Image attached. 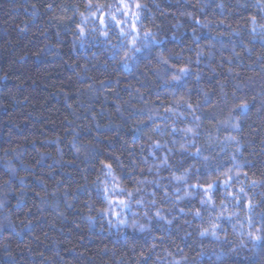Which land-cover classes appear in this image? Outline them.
I'll list each match as a JSON object with an SVG mask.
<instances>
[{"label":"trees","instance_id":"16d2710c","mask_svg":"<svg viewBox=\"0 0 264 264\" xmlns=\"http://www.w3.org/2000/svg\"><path fill=\"white\" fill-rule=\"evenodd\" d=\"M87 2L0 0V264H264V247L247 239L244 207L251 198L264 212V185L251 183L264 177V0H140V35L151 30L158 43L127 63L111 21L107 39L98 20L82 24L83 36L76 30ZM171 65L191 70L176 87L165 83ZM180 97L186 103L166 112ZM195 125L194 146L179 151L180 130ZM166 153L171 167L157 172ZM102 161L125 189L117 198L142 189L127 224L98 211L107 207ZM188 168L189 185L222 181L231 168L227 191L245 187L244 203L226 199L220 183L210 205L200 204L202 191L177 201L185 185L171 176ZM141 199H155L149 214L163 208L173 222H149ZM213 222L216 237L200 236Z\"/></svg>","mask_w":264,"mask_h":264},{"label":"snow or ice","instance_id":"6c2138e0","mask_svg":"<svg viewBox=\"0 0 264 264\" xmlns=\"http://www.w3.org/2000/svg\"><path fill=\"white\" fill-rule=\"evenodd\" d=\"M51 7V5H49ZM108 9L105 11V9ZM146 8V5L140 2V0H116L115 5L108 4L105 5L104 3H93V0H88V2L85 4V9L88 11V16H85L84 12L80 13V16L82 18L81 23H78L76 25V30L79 32L80 36L85 35V28L82 26V24L86 23L89 19H92L93 21L98 20L99 22V35L101 37H104L107 39V37L110 34V29L108 27L109 21H111L115 27L118 29V36L123 37L124 40L121 41V48L124 50V56L121 58L124 63H127L129 59H132L135 53L141 52L143 49L147 48L149 45H154L158 43L156 36L152 33L151 30H145L143 32V36L140 35V25L139 21L141 20L142 11ZM114 9V10H113ZM123 17V19L118 18ZM129 18H131V23H129ZM251 23L253 25L257 24V18L255 16L250 18ZM199 23V21H197ZM223 23V21H221ZM259 27L264 30V24H260ZM253 31H255V28H253ZM79 38V37H77ZM126 41V43H125ZM199 47V45H197ZM200 53H197V59L199 60ZM171 57L162 58L160 63L162 65H168L169 60ZM172 71L171 77L165 81L166 84H169L173 87H176L178 84H182L185 76L191 75V70L188 65L176 67V65H171L170 68H165V72ZM198 78V77H197ZM186 102L184 101V97H180L179 100L175 102V105L170 106L165 109L168 113H174V108H180L183 104ZM187 108L191 111H195L193 109V106L191 103L186 104ZM237 108H244L247 107V103H242L241 105L236 106ZM151 117H149V120ZM200 117H194V121L199 120ZM138 123H144L143 121H140ZM238 127L239 125H235ZM159 127V126H157ZM198 125H195L193 127H187L183 130H180L184 134V142L180 144L179 151L181 152H187L188 147L194 146L190 145L187 141V137L189 135L196 136L198 135L197 132ZM157 128H153L152 131L155 132ZM173 132L177 131V129L173 128ZM232 140H235V137H231ZM173 144H175V141H173ZM153 148H160L161 145L157 142L152 145ZM78 151V150H77ZM201 149L197 148L196 152L193 155H199ZM168 153L173 152V148H168ZM233 160H235V157H233ZM204 163L206 166H210V158L204 157ZM102 165V172L104 175V180L101 181L100 177H97V181L100 183H103V188L101 189V194L103 197V201L106 202L107 207L101 208L98 211H100L104 216H111L114 217L119 224H127L126 219H121V211L123 209H126L129 207V201L134 200L137 195L140 194L142 191L141 188L137 187L134 191H127L126 196L127 199L123 198H117V197H123L125 195V189L120 187L119 178L114 175L113 172V165L110 162H101ZM161 167H168V154L166 153L163 158L160 159V162L158 165H156V171L158 172ZM149 171H152V169H149ZM232 169H228L227 178L220 181L218 178L216 180H211L207 184H187V178L190 175V168L185 169L182 174L176 175L175 173L172 174L171 180L176 181L177 183L184 184L183 188V197L180 196V188H176L174 190V193L176 195V200L179 201L181 199L190 198L192 197V194L194 191H202L204 193V197L200 200V204L202 206L210 205L212 204V191L216 184L220 183L225 186V190L227 192L226 199H231L239 203H244L243 197L247 195L245 187L241 186L238 190L234 191H227V188L230 187L231 182L233 180V176L231 175ZM245 175H247L245 173ZM139 183H143L142 181H138ZM253 186H256L257 184L264 185V177L261 178L259 181H251ZM159 186V185H157ZM154 195V194H153ZM170 194L165 193V199L168 198ZM135 203L137 205H140L146 209L144 211L143 216L149 221L156 220L164 221L167 224H171L173 221L167 219V217L164 215L163 208H156L154 213L151 215L149 214V211L154 208L157 204V201L155 199H152L151 201H148L145 203L144 200H135ZM175 203V201H173ZM213 208L215 205H212ZM260 206L259 202H256L255 200L249 198L246 203H244L245 209L250 213V215L246 218V224L248 226V232H247V239L250 241L253 246H256L259 244L260 246L264 247V212L262 213H255V209ZM119 209V210H118ZM220 214L216 216L214 219L219 220L221 216L225 215V212L227 210V205L224 200L220 203ZM180 212H184V209H179ZM191 215L194 219H198L202 217L203 209L197 208L195 211H191ZM231 215H228V219H231ZM210 219H213L210 217ZM258 220V223H257ZM111 223V220L109 221ZM130 227L133 229H139L141 231H144L146 228L145 224H140L137 220H133ZM219 228L218 223H210L208 227H204L199 232L200 236H206V235H212L213 237H216L217 229ZM254 229V230H253ZM218 238V237H217ZM245 242L242 240L241 244H244ZM145 253H141L140 259L144 257ZM187 259L186 257L184 258ZM175 264H182L181 261L175 262Z\"/></svg>","mask_w":264,"mask_h":264},{"label":"rangeland","instance_id":"374dc122","mask_svg":"<svg viewBox=\"0 0 264 264\" xmlns=\"http://www.w3.org/2000/svg\"><path fill=\"white\" fill-rule=\"evenodd\" d=\"M114 10V9H113ZM118 18H121V19H123V17H118ZM129 23H131V18H129ZM130 209H131V207H130ZM119 210V209H118ZM121 211V219H126L127 221H129V214H128V212L127 211H129V209L128 208H126V209H123V210H120ZM114 218V217H113ZM115 219V218H114ZM116 220V219H115Z\"/></svg>","mask_w":264,"mask_h":264}]
</instances>
